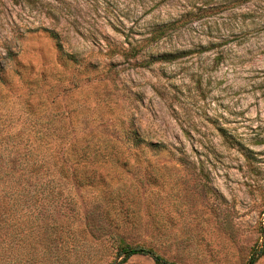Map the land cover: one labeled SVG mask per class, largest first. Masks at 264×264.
<instances>
[{
  "label": "rangeland",
  "instance_id": "374dc122",
  "mask_svg": "<svg viewBox=\"0 0 264 264\" xmlns=\"http://www.w3.org/2000/svg\"><path fill=\"white\" fill-rule=\"evenodd\" d=\"M52 138L84 149L90 186L63 180L48 213L0 227V264H154L118 263L120 243L247 264L264 247V0H0V169L7 142Z\"/></svg>",
  "mask_w": 264,
  "mask_h": 264
},
{
  "label": "trees",
  "instance_id": "16d2710c",
  "mask_svg": "<svg viewBox=\"0 0 264 264\" xmlns=\"http://www.w3.org/2000/svg\"><path fill=\"white\" fill-rule=\"evenodd\" d=\"M158 31L157 28L150 36L135 43L130 48L132 56L135 57L142 50L143 43L150 44L160 39L163 32ZM48 34L58 41L56 33L49 31ZM174 58L173 55L162 54L155 58L151 57L146 63L170 61ZM137 139L130 140L127 138L130 141V147L136 148L143 144L147 147L159 148V146H156L157 143H144V141ZM74 143L77 146L78 143L76 141L71 142V139L52 138L44 141L43 148L39 147L38 150L34 140L15 139L13 142H7L3 150L6 152V163H10V166L5 165L0 169V218H2L0 227L17 228V214L48 213V207L52 205L53 200L61 197V182L63 180L70 179L76 186H90V181L86 177L78 178L72 173L76 166L87 162V153L84 149L76 154L73 153L72 146ZM179 161H182V159L180 158ZM25 202L28 203V206L24 204ZM38 203H42L43 206L39 208ZM123 217H125L122 220L124 224H128V217ZM52 226L54 225L45 224L48 229L54 228ZM36 227L40 228L42 226L36 224ZM57 239L58 237H56ZM118 250L122 257L118 263H124L134 255H144L148 256L154 264H175L161 258L151 249L131 247L120 243ZM260 257H264V247L255 251L247 264H254Z\"/></svg>",
  "mask_w": 264,
  "mask_h": 264
}]
</instances>
